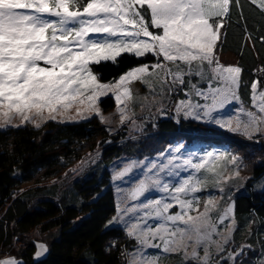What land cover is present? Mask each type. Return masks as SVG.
I'll list each match as a JSON object with an SVG mask.
<instances>
[{
    "label": "snow or ice",
    "instance_id": "obj_1",
    "mask_svg": "<svg viewBox=\"0 0 264 264\" xmlns=\"http://www.w3.org/2000/svg\"><path fill=\"white\" fill-rule=\"evenodd\" d=\"M229 35L259 58L264 0H0V131L95 119L138 142L161 118L203 126L179 131L155 156L111 166L116 197L105 227L122 237L103 251L118 250L119 264H264V217L253 210L243 226L236 217L249 165L211 143L226 131L264 147V59L245 79L239 62L222 61ZM102 63L125 71L103 81L93 68ZM102 97L114 112L105 114ZM35 249L38 264L49 248ZM0 264L25 261L4 252Z\"/></svg>",
    "mask_w": 264,
    "mask_h": 264
},
{
    "label": "trees",
    "instance_id": "obj_2",
    "mask_svg": "<svg viewBox=\"0 0 264 264\" xmlns=\"http://www.w3.org/2000/svg\"><path fill=\"white\" fill-rule=\"evenodd\" d=\"M242 43V35H229L222 54L234 56L248 79L251 69L264 59V51L258 58L256 52L241 47ZM256 47L259 51V41ZM193 130L203 131V126L194 121L178 125L161 118L158 126H149L138 142L128 140L126 130L109 134L95 119L51 122L38 130L28 125L0 131V251L18 255L25 264H37L36 243L28 239L35 232V238L43 239L49 248L38 264H119L118 250L111 255L103 251L113 237H122L119 230L105 227L114 214L116 197L111 166L133 153L155 155L175 144L180 139L179 131L191 134ZM98 142H102L99 149ZM202 143L208 147L210 142ZM211 143L250 158L246 170L249 179L236 191V217L241 226L253 210L264 217V188L258 187L264 177V147L257 143L246 147L249 145L241 138L226 131L216 133ZM97 151L99 157L94 163L77 173L70 171L82 158L95 156ZM13 236L18 237L16 243L24 245L16 246ZM242 239L237 234V241ZM120 243H125L123 238Z\"/></svg>",
    "mask_w": 264,
    "mask_h": 264
},
{
    "label": "rangeland",
    "instance_id": "obj_3",
    "mask_svg": "<svg viewBox=\"0 0 264 264\" xmlns=\"http://www.w3.org/2000/svg\"><path fill=\"white\" fill-rule=\"evenodd\" d=\"M221 58H222V61H234V62H237L236 58L234 56H232L231 54H222V57ZM127 63H130L131 64V63H135V61H127ZM93 68H94V71L102 77V80L103 81H108L109 79H111L113 77H117L120 73H122L123 71H125V68L123 66L116 67L112 63H102L101 65H94ZM137 87H139V86L137 85ZM100 99L102 100L101 107L105 109V114L106 115L109 112H114V110H115V104L113 103L112 100H109L106 97H102ZM115 126H116L115 123H113V127H115ZM145 133H146V131L144 132V134ZM229 134L232 135V136H235L232 133H229ZM235 137H237V136H235ZM238 138H241V137H238ZM241 139L244 141L245 144L249 145V146H246L245 145L246 147H254V145L256 144V143H254L252 141H247V140H244L243 138H241ZM146 155L155 156L153 154H146ZM141 158H142V156H141ZM248 160H250V158L245 157L246 163L249 162ZM78 163H76L74 166H72V168L76 167V165ZM248 165H249V163H248ZM78 171L72 172V173L74 174V173H77ZM247 174H248V172H246V170L242 172V175L243 176L248 177ZM35 236H36V233L35 232H31L30 235L28 236V239L30 241H34L35 243L43 242V239L35 238ZM15 245L20 248L24 244L18 242ZM4 252L5 251H3V252L0 251V255H3ZM6 252H9V251H6Z\"/></svg>",
    "mask_w": 264,
    "mask_h": 264
}]
</instances>
